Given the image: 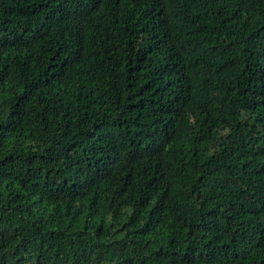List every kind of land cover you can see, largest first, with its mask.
<instances>
[{
    "label": "trees",
    "instance_id": "obj_1",
    "mask_svg": "<svg viewBox=\"0 0 264 264\" xmlns=\"http://www.w3.org/2000/svg\"><path fill=\"white\" fill-rule=\"evenodd\" d=\"M0 264H264V0H0Z\"/></svg>",
    "mask_w": 264,
    "mask_h": 264
}]
</instances>
